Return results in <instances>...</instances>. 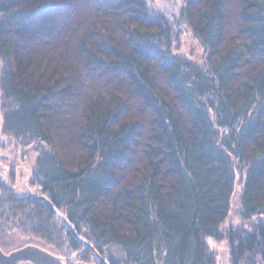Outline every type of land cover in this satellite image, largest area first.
Returning a JSON list of instances; mask_svg holds the SVG:
<instances>
[{"label": "trees", "instance_id": "1", "mask_svg": "<svg viewBox=\"0 0 264 264\" xmlns=\"http://www.w3.org/2000/svg\"><path fill=\"white\" fill-rule=\"evenodd\" d=\"M180 18L202 62L146 0H0V148L34 147L28 184L107 264H215L209 238L264 264V0ZM9 167L0 248L103 264ZM239 174L246 225L224 226Z\"/></svg>", "mask_w": 264, "mask_h": 264}, {"label": "rangeland", "instance_id": "2", "mask_svg": "<svg viewBox=\"0 0 264 264\" xmlns=\"http://www.w3.org/2000/svg\"><path fill=\"white\" fill-rule=\"evenodd\" d=\"M183 1L184 0H146L152 11L164 14L171 22L176 33L175 47L177 48V51L185 54L197 62H202L204 59V50L191 30L182 22L180 18ZM2 139L4 141L6 140L4 138ZM35 158L36 151L34 147L24 149L21 145L13 147L6 143L5 147L0 148V164L5 169H9L11 164V167L15 171L16 175V188H18L21 192H32L38 194L37 190L28 184L32 176L31 168L33 167ZM241 179L242 175L239 174L236 176L234 191L230 198V210L224 222V226L246 225V222L239 216ZM207 243L209 248L215 253V264H229V251L225 241H218L209 238L207 239ZM63 262L65 264V260H63Z\"/></svg>", "mask_w": 264, "mask_h": 264}, {"label": "water", "instance_id": "3", "mask_svg": "<svg viewBox=\"0 0 264 264\" xmlns=\"http://www.w3.org/2000/svg\"><path fill=\"white\" fill-rule=\"evenodd\" d=\"M27 195L34 201L41 202L45 208L56 215L69 230L71 235L79 242L84 244L87 248L91 249L92 252L98 257L103 263L107 264L105 259L99 255L96 249L84 238L78 235L73 225L69 220L55 208L53 203L45 196L39 195L32 192H27ZM19 263H30V264H64L61 257L51 253L50 251L39 247L34 244H27L20 248L14 249L8 253L4 252L0 248V264H19Z\"/></svg>", "mask_w": 264, "mask_h": 264}]
</instances>
